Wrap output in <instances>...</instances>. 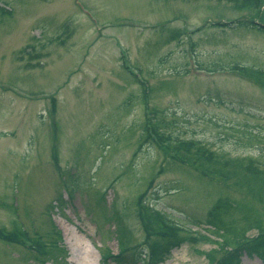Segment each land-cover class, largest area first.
Segmentation results:
<instances>
[{"label": "rangeland", "instance_id": "rangeland-1", "mask_svg": "<svg viewBox=\"0 0 264 264\" xmlns=\"http://www.w3.org/2000/svg\"><path fill=\"white\" fill-rule=\"evenodd\" d=\"M252 19L264 0H0V264H120L158 212L208 237L160 264L264 233V29L221 24Z\"/></svg>", "mask_w": 264, "mask_h": 264}, {"label": "trees", "instance_id": "trees-1", "mask_svg": "<svg viewBox=\"0 0 264 264\" xmlns=\"http://www.w3.org/2000/svg\"><path fill=\"white\" fill-rule=\"evenodd\" d=\"M260 0H255V4L258 3ZM236 23L237 27H242L244 25H249L253 27H257L259 29H264V24L258 23L254 19L251 21H242V20H235V21H226L222 22L221 24L225 26H230L231 24ZM204 69V68H201ZM213 71L216 69H212ZM262 73V72H261ZM205 155H199L197 157L204 158ZM211 158V157H210ZM209 158V159H210ZM216 213V214H215ZM163 213L158 212L155 217L150 214H147V217L150 222H152L153 228L147 229V244H148V251L145 253L143 249V245L139 244L135 247H132L129 251L126 249H121V252L118 255L107 254L106 256L114 259L120 264H124L126 261L129 260L131 256V262L133 264H137L139 261L146 259V264H160L167 259L171 250L174 247L181 246L184 242H190L191 244H196L200 240L208 238L206 235L198 234L199 231H193L192 228H184L180 224L175 221L169 220L166 216H162ZM212 216L218 217L217 210L211 212ZM149 228V227H148ZM185 235V236H183ZM2 237H6L9 239H14L15 236H8L4 234H0ZM154 237L157 239L152 240ZM223 242L226 247L227 245L231 244V249L227 248L228 251L224 253V255L218 259L217 264H241L240 257L242 256L243 252L246 251L249 254L257 253L264 258V233L259 234L256 237H248L243 236L239 237L238 235L232 239ZM55 244V243H54ZM35 249H40L42 254L48 253L53 254L56 251V248L47 242L39 239L36 242V246L34 245ZM130 252L131 255L128 254ZM127 254V255H126ZM211 262L215 261V256L209 254Z\"/></svg>", "mask_w": 264, "mask_h": 264}]
</instances>
